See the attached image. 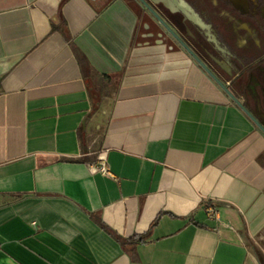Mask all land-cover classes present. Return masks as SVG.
<instances>
[{
  "label": "crops",
  "instance_id": "1",
  "mask_svg": "<svg viewBox=\"0 0 264 264\" xmlns=\"http://www.w3.org/2000/svg\"><path fill=\"white\" fill-rule=\"evenodd\" d=\"M262 235L264 134L135 0H0V264H261Z\"/></svg>",
  "mask_w": 264,
  "mask_h": 264
},
{
  "label": "flooded vegetation",
  "instance_id": "2",
  "mask_svg": "<svg viewBox=\"0 0 264 264\" xmlns=\"http://www.w3.org/2000/svg\"><path fill=\"white\" fill-rule=\"evenodd\" d=\"M145 1L154 3L156 12L216 70L240 102L241 98L264 99V0ZM167 6L177 10L172 12ZM258 109L264 113V107Z\"/></svg>",
  "mask_w": 264,
  "mask_h": 264
},
{
  "label": "water",
  "instance_id": "3",
  "mask_svg": "<svg viewBox=\"0 0 264 264\" xmlns=\"http://www.w3.org/2000/svg\"><path fill=\"white\" fill-rule=\"evenodd\" d=\"M142 10L148 13L168 34L178 43V45L186 51V53L193 59V61L212 79L214 83L246 114V116L255 124V126L264 134V123L260 121L255 115L248 111L243 104L230 92L227 85L222 82L217 75L184 43L181 36L175 28L166 22L153 8L154 3L146 2L145 0H136ZM172 12L177 9H172L167 6ZM192 14V12H191ZM193 16V15H192ZM190 18H192L190 16ZM193 19V18H192Z\"/></svg>",
  "mask_w": 264,
  "mask_h": 264
},
{
  "label": "rangeland",
  "instance_id": "4",
  "mask_svg": "<svg viewBox=\"0 0 264 264\" xmlns=\"http://www.w3.org/2000/svg\"><path fill=\"white\" fill-rule=\"evenodd\" d=\"M246 244L250 251L254 252L259 258L261 264H264V235H262L261 239H248Z\"/></svg>",
  "mask_w": 264,
  "mask_h": 264
},
{
  "label": "built area",
  "instance_id": "5",
  "mask_svg": "<svg viewBox=\"0 0 264 264\" xmlns=\"http://www.w3.org/2000/svg\"><path fill=\"white\" fill-rule=\"evenodd\" d=\"M95 170H97L101 174H108V169L104 158H100L98 160L95 166ZM205 212L208 218H216L217 211L214 205L210 203L206 204Z\"/></svg>",
  "mask_w": 264,
  "mask_h": 264
},
{
  "label": "trees",
  "instance_id": "6",
  "mask_svg": "<svg viewBox=\"0 0 264 264\" xmlns=\"http://www.w3.org/2000/svg\"><path fill=\"white\" fill-rule=\"evenodd\" d=\"M137 240H139V239H137ZM137 241L136 240H134V238L132 237V238H130V239H128V241H127V243L129 244H134V243H136Z\"/></svg>",
  "mask_w": 264,
  "mask_h": 264
}]
</instances>
